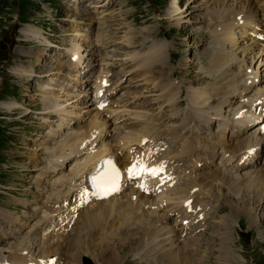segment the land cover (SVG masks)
I'll list each match as a JSON object with an SVG mask.
<instances>
[{
	"label": "rangeland",
	"instance_id": "obj_1",
	"mask_svg": "<svg viewBox=\"0 0 264 264\" xmlns=\"http://www.w3.org/2000/svg\"><path fill=\"white\" fill-rule=\"evenodd\" d=\"M32 1L34 4L37 3V5L32 6L29 12L23 13V17H27V20L35 26L32 25L34 27L32 28L33 36H30L27 34L29 30L28 25L21 24L19 20L20 15L17 8L18 0H0V239L7 240L6 243L0 244V252H4V250L11 251V253L13 251L15 252L20 247L21 243H23V247H28L33 237H31L30 240H22L31 235L30 232L37 226L36 223L41 221L43 214L41 213L40 216L35 215L42 209L40 208V204L47 203V198L49 197L45 192L41 193V191H52L51 185L58 179L52 183V181H49L50 176H53V179L61 177L57 176V173H55L56 171L51 169L52 173L50 172V176V173H47V176H49L47 179L44 177V170L49 168L50 164L52 166V160L55 159L54 156L59 155L57 152L60 153L61 149H63V139L57 138L54 131L60 130L59 132L66 136L68 133H71L72 130H69L66 126H62L57 116V118H51L47 114L43 115L42 112L45 105L43 104V99H45L44 96L48 89H50V87L57 88L51 83L52 79L61 83L62 87L60 89L63 91L65 88L71 89L75 83V81L66 80L63 86V77L67 75L69 71L62 72L63 75L61 76L58 62L55 61L59 59V61H67L70 53L66 49L62 50V48L76 42L80 43L76 45V47L81 46V44L83 45L84 49H86V54L96 49L99 51L95 54L98 58L90 60V64L92 65L85 68L92 81L87 88L88 91L94 92V83L96 77L100 75L99 71L102 69V60L108 62V68L110 65L109 69L111 73L108 77L109 84L111 83V87L118 91L114 100L122 102L125 108L115 117L118 118L117 120H115V118L108 119L106 115L104 119L102 114L105 113L101 114V119H104L106 126H108L111 121L112 126L110 124L109 139L113 140V144H116L119 139H121V136L127 132L123 131L128 130L131 123L134 124L135 119H133V115L130 113L137 111L134 105L137 98H141L140 93L144 91L141 90L144 88L138 78L139 76L133 77L136 67H133L134 62H132V59L136 56H144L140 58L144 59L153 56L154 52H158L159 60L155 63L156 65H154V67L152 66V69H150L151 73L149 76H152L158 63L165 64L167 69L165 71H160V73H156V78L163 79L166 77L165 79H169L171 72H178L179 77L176 79L178 81H172L173 83H179L176 86V90L181 84H183V86L186 84L185 87L188 90L194 87L203 88L215 82V80L212 81L211 78L210 81H207L205 78L207 72L209 76L211 74L210 68H208L210 67L209 61H212L216 55H218L215 54L213 50L224 43L219 41L221 43L219 44L217 40L219 33L217 28L220 27V24L215 18L217 12H222L232 5L230 0V4L227 2L228 0L222 4V7L224 6L226 8L220 7L221 0H117V6L114 5V7H108L110 0ZM217 1L219 5L215 4ZM39 5L40 7H38ZM173 8L176 10L171 11ZM236 9L242 10L243 8L239 9V6H237ZM171 15H174V17ZM124 16L125 18H123V21L122 17ZM99 21L106 22L105 29L98 28ZM191 23H193V25H190ZM189 25L190 27L188 29ZM194 25V31L199 32L202 36L197 35L196 38H194L193 30L190 31ZM216 25L218 27H216ZM49 27L50 29H48ZM88 28H91L95 32L96 37L99 35L102 36V34L104 35L100 39L96 38L97 41H101L100 43L94 41V43L86 44L82 41L83 39H90V34H86ZM39 31L43 39L42 45L36 42ZM99 31L103 32L100 33ZM130 31H134V35L127 36ZM98 32L99 34L97 35ZM160 32H168V39L165 40L162 35L159 36L158 39L160 40H158L157 37ZM139 36L144 37H141L139 41H137ZM206 36L209 37L208 41ZM123 40L125 42L122 45H125L126 48H122L125 50L121 48L122 45L118 44ZM200 41L204 45L199 44ZM144 43H148V45L145 44L143 45L144 47L141 46ZM165 44L168 49L164 46ZM95 46L96 49L94 48ZM242 46L241 43L240 48L235 51L239 55L238 59L234 61L233 71L226 70L227 68H231L232 65H229L227 68H220V72L212 77H217V81H223L226 77H232L242 63L247 65V68L253 69L254 62H251L253 55H247L246 57V54H242V50L240 52ZM49 48L53 50H49ZM73 48H75V46ZM103 50L107 52L106 58H104ZM227 51H230V48H228ZM147 52H149V55L145 56ZM98 54H100V56H98ZM42 55H44V60L37 62V58L41 59ZM91 57L92 55L88 57L84 66L87 65ZM203 57L205 61L202 59ZM140 59L133 60L138 61ZM172 59L173 62L171 63ZM195 65L196 67H194ZM33 66H36L34 72L36 69V71H40L41 74L44 73V67L47 69L48 72L44 73L46 76L44 83L39 78L40 75L38 76V74L34 75V73L32 76H29V74L20 72V70L23 69L26 71L31 70ZM95 70L97 71L94 77ZM195 73L200 74L203 78L199 83H196V79L194 81L195 85L191 86L190 81L194 79L193 74ZM262 75L264 76V72H262ZM69 78H71V76ZM140 78L142 81V77ZM150 82L153 84L152 80H150ZM260 83L264 84L263 78ZM171 88L173 89L174 87H167L169 90L166 89L163 93H169ZM144 92H146L145 94L149 99L152 98V93H147V90ZM66 94L67 91L64 95ZM82 96L71 101L73 102L72 104L67 101L69 110H75L77 104L81 107L78 112H82V114H77L74 118L75 121L78 117L82 118L80 122L81 126L88 121L91 124L94 119V117L88 116L90 111H92L91 109L94 108V105L91 107L85 105ZM65 99L66 98H64V101ZM77 100L79 101L76 102ZM154 100L156 104H161L158 97ZM44 102H46V100H44ZM13 103L17 106H13ZM61 103H63V101L60 102V104ZM86 103L89 102L86 101ZM219 104L220 102L213 107L207 108L205 114H202L205 116L202 121L198 123L193 122V131L195 130L194 134L197 133L198 137L193 135V131L190 129V125L193 124L189 123L185 132L182 133L183 136L179 137V139H188L192 144H197L198 139L206 141L207 143L213 142V137L217 133H220V136L225 137V139L228 135L230 138L236 127L231 123L230 119H233L234 113L238 107H230L229 104L218 107ZM169 105L183 106L180 100L176 104L170 103ZM144 106L149 115L155 114L153 108L148 109L147 102H145ZM174 109L177 111L180 119L187 115L186 120H189L190 114L193 113L192 109L191 112L186 111L187 107ZM215 109L218 110L214 113V111H216ZM112 110H115V108ZM137 113H139L137 121L146 115L144 111H139ZM211 119L217 120L216 128L212 131H207L206 129L201 131L200 127L208 126V122ZM226 120L230 122L229 127L226 126ZM76 124H78V122H76ZM172 125L173 123H169L165 120L163 127L168 128ZM60 126L62 127L61 129H59ZM87 126L88 124L83 127L84 130ZM179 128L181 129L180 125ZM120 132H123V135ZM251 132H254V130ZM101 137V139H103L105 134ZM165 139L168 148L171 149V154H176V151H174L175 143L170 137H166ZM236 142L235 140L234 143ZM262 144L263 148L262 153L259 155V166L255 165V167H248L242 171L232 169L231 174H234L239 180L248 179L249 182L250 180L256 181L255 179H257L258 183H262L264 179L260 175L261 171H264V141ZM116 146H118V143ZM184 146L189 145L184 144ZM209 152L210 154L223 155L222 150L218 151L214 148H209ZM123 153L124 156L127 155V152L123 151ZM81 158L82 157H80L79 160ZM222 159H225V157L223 158L221 156L217 160V163L219 164ZM227 165V163L222 165L225 166L223 169L224 171ZM214 169H217V166H215ZM226 174H228V172H226ZM50 182V187H48ZM56 184L59 183L57 182ZM54 193L57 194V196L55 195L54 198H50L53 199V202L56 200L55 197H58V192ZM263 193L255 191L252 187H247V184L246 186L244 184L241 189H232L231 192H226L218 187L212 189L207 187L205 194L208 196L207 208L209 211L205 220V229H201L196 234L197 238L195 237L196 240L194 241L196 244V252H194V254H196V256L192 258L193 262L190 261V263L264 264ZM220 207L221 210H223L222 213H219ZM226 219L228 221L227 225H225L227 222ZM46 223L49 224V219H46ZM224 226H227L229 231L228 234H226V230H221V234L224 235L223 240L219 231L220 228ZM176 230L178 229L176 228ZM135 233H130L128 238L133 237L131 238L133 240L135 238L134 236L138 234ZM71 234H73V232ZM243 234L244 236L241 237ZM179 236L178 240L174 243L175 248L179 245L178 249H182L189 241L186 242L185 238L188 236L191 238L194 237L192 234L183 236L180 232ZM74 238L72 241L76 242ZM113 238L117 239L118 236H114ZM131 239L128 241L130 242ZM160 239H164V237ZM45 241L47 242L46 237ZM43 242L44 234L38 239L39 248L41 250H45V248H43ZM67 244L68 242L66 240L55 241L54 243L55 248L59 247L61 249L59 251L60 253L66 248ZM69 245L70 244L67 245V248ZM151 245L156 244L154 242ZM157 245H159V243ZM225 245L227 246L225 247ZM75 247H77V244L75 246L71 245V249L64 255V264H71L69 256L76 257V254L79 253ZM114 247L115 249L118 248L116 251L113 250L115 253L110 251L112 249L111 247L105 252L93 246L92 248L90 247L91 250H88L85 256L87 255L93 259L95 264H109L107 262L108 259H111L117 252H120L122 260L118 264H161L156 260H152L151 255L156 253L154 251L152 254H149L148 252L151 251L150 249L143 250L142 248H135L130 253L131 244H129L127 248H124L123 244H116ZM36 248L37 246L35 249ZM159 248H161V243ZM226 248L229 254L225 253ZM26 252L27 251H25V253ZM156 252L162 255L157 249ZM32 254H35V252ZM80 261L79 257L78 262ZM74 262L78 264L77 260Z\"/></svg>",
	"mask_w": 264,
	"mask_h": 264
},
{
	"label": "bare ground",
	"instance_id": "obj_2",
	"mask_svg": "<svg viewBox=\"0 0 264 264\" xmlns=\"http://www.w3.org/2000/svg\"><path fill=\"white\" fill-rule=\"evenodd\" d=\"M230 1L232 2L231 7L222 12H217L215 18L220 24V27L217 28L219 32L218 36L216 35L218 37L217 40L218 42H224V45L222 44L213 50L218 55L212 61H209L210 67L208 68H210L211 74L209 76L207 72L205 76L207 81L212 78L215 82L203 88L194 87L188 89L186 92L179 85L177 90L171 88L169 93L164 94V90L169 86L162 84L160 81L155 82V80H157L156 73H160L162 70L165 71L167 69L166 65L158 63L156 68H153L155 71H153L152 76H149L151 73L150 69L159 60V53L154 52L153 56L133 61L139 67L138 71H140H136V75L142 77L144 84L152 87V90L155 92H161L160 97H158V100L162 98L160 100V107L170 103L176 104L187 94L185 101L180 100V103L184 105L186 102L191 105L190 108L193 113L190 114L189 120L187 119L181 124V129L183 128L182 126L191 123L193 125H190V129L193 131L194 123H198L204 119L205 116L203 115L207 110L206 108L213 107L219 102L218 107L227 104L230 107H238L233 119H230L231 123L236 126L232 136L229 138L228 135L225 139V137L220 136V133H217L214 137L215 141L207 143L198 139L197 144L187 142L188 139H179V142H177L178 154H174V157H172L171 149L165 147L166 141H164L163 137L166 134L172 140H177L180 136L178 129L174 128L170 132L155 131L156 122H161L163 117L158 116L150 119L145 115L140 120L134 122V124L132 123L133 125H130V129L124 135L123 132H120L123 136H121V139L117 142L118 146H116L117 143L113 144V140L109 139L110 124L112 126V123L110 121V124L106 126L104 119L105 115L108 119H112L119 108H122V104L120 101L114 100V97L118 93L117 90L110 91V87H104L106 79L110 76L106 60H102V69L94 83L95 92H93V95L95 100L100 99V102H103V106L108 101L109 104H107L108 107L105 109L102 104L96 105L94 110L99 111L95 114H93V111H90L88 116L94 117L91 124L88 121V123L81 126L79 122L80 117L75 121L73 112L69 111V105L66 104L63 108L60 104L63 92L58 91L56 93L51 87L50 89L47 88L48 91L44 96L45 99H43V104L45 105L42 114L54 113L60 118L62 126H66L72 130L66 136L59 132L60 130L54 131L57 138L63 139V149H61L60 153L57 152L59 155L54 156L55 159L52 160V166L50 164V167L48 165L49 168L44 170V177L47 179L51 175L52 170L56 171L57 176L61 177L53 179V176H50L49 181H52V183L58 179L51 185L52 191H41V193L45 192L49 196L47 203H39L42 209L35 215L40 216L42 213V219L36 223L37 226L30 232L31 235L22 241L30 240L31 237H33V240L28 244V247H23V243H21L15 252L11 253V251L5 250L4 252H0V264H62L66 252L71 249V245L75 246L76 244L77 247L75 249L79 252L76 254L78 258L69 256L71 264H75L74 261L76 260L78 262L79 257H82L81 255H85L88 250H91L90 247L95 246L98 250L101 249L105 252L111 247L110 251H116L118 249L114 247L116 244H123L124 248H127L131 244L130 253L135 248L150 249V252H148L149 250L146 251L149 254L155 251L156 254H152L151 258L161 264H191L190 261L193 262L192 258L196 256L194 254L196 252V244L194 243L197 238L196 234L201 229H205V220L209 211L207 208L208 196L205 194L207 187L211 189L218 187L226 192H231L232 189L238 190L244 184L245 186L247 184V187H252L257 192H264V180L262 183H258L257 179H255L256 181L250 180L248 182V179L239 180L234 174H231L232 169L242 171L248 167L259 166V153L260 148L262 149L263 146L264 123H258L262 118L264 119V115L258 116L256 112L252 113L243 109L250 108L251 104H254L257 107L258 114L264 113L262 109L264 107V84L260 83L262 78L264 80V77L260 76L261 69H264V0H246L245 3L248 4V10H237L233 7L235 0ZM114 5H116L115 2L108 6L114 7ZM174 10L176 9L173 8L171 11ZM254 10H257V14L251 13ZM238 17H241V20H237ZM105 23L104 21H99L98 28L105 29ZM216 27L218 26L216 25ZM28 28L27 34L33 36L32 28L34 27L28 25ZM239 33L243 38L241 42L237 38ZM101 37V35L98 37L95 35L94 39H100ZM260 37L261 40L259 39ZM40 38L41 33L39 31L37 39ZM247 39H255L254 44L246 45L248 43ZM220 42L219 44H221ZM241 43L243 46L240 50L252 51L251 55L253 57L251 58V62H254L253 69L247 68V65L242 63L232 77H226L223 81H217V77L212 76L220 72V68H227L229 65H232L230 69L227 68L226 70L233 71L234 61L238 59L239 55L235 51L240 48ZM145 44L148 45V43H144L141 46ZM199 44L204 45L201 41ZM164 46L166 47L167 45L165 44ZM77 47L75 46V48L69 50V67L77 68L83 60L82 45ZM228 48H230V51H225ZM166 49L168 48L166 47ZM73 58L76 61L72 60ZM202 59L204 60V57ZM37 61H40V59L37 58ZM34 68L36 67L27 71L23 69L20 72L32 76ZM13 71L15 72L14 69ZM43 72H46L45 67ZM177 75L178 73L173 71L170 77L175 78ZM193 76L194 79L190 81L191 86L195 85L194 81L196 79V83H199L203 78L198 73L193 74ZM45 78L46 76H43L42 81ZM149 79L153 81V84ZM80 87L81 90H77V96H72L69 99L84 95L82 98H85L84 102L86 101L89 97L88 91L82 88L83 84ZM101 93H103L102 97H100ZM67 96L70 95H65L66 99H68ZM90 100L87 101L90 102ZM257 102H261L262 104L258 105ZM84 104L87 105L88 103ZM115 104L117 105L115 107L117 110H112L109 105L114 106ZM13 106L17 105L13 103ZM98 107H101V110ZM141 109V111H145L143 106ZM240 110H242L241 114ZM137 112L132 114L136 119L139 117V113ZM102 113H105L103 114L104 119H101ZM221 116L223 117L222 114ZM87 124L88 126L84 130L83 127ZM208 124V126H199L200 130L206 129L210 131L215 129L217 121L211 119ZM226 126H230V122H227V120ZM61 128L60 126L59 129ZM253 129H255L254 132H251ZM194 132L195 130L192 132L193 135L198 137V134H194ZM103 134H105V137L101 139ZM235 140L237 141L236 143H234ZM144 141H147L148 145L145 146ZM184 144H188L189 146H184ZM158 146L160 148H157ZM209 148H214L218 151L222 150L223 155L210 154ZM125 149L127 151L126 156L123 153ZM146 152H149L150 157L146 156ZM221 156L225 157V159H222L220 164H228L225 171L223 170L225 166L221 169L217 165V160ZM80 157L82 158L79 160ZM105 159L111 160L114 170L123 173V177L114 183V186L110 188L107 194L100 196L92 190L91 184L94 182L96 184L101 179L102 175L99 176L98 169L104 164ZM136 161L143 162L149 169L162 166V171L155 177L146 173L140 174L139 172L136 175H131L129 169L132 168ZM200 163L201 166L199 168ZM215 166H217V169H214ZM189 168L203 172L199 173V177L190 176V171H187ZM47 173H50L49 176H47ZM260 176L264 179V171H261ZM57 182L59 184H56ZM50 184L51 182L48 184V187H50ZM54 192H58L55 202H53V199H50L54 198L55 195L57 196ZM219 211V213H222L221 207ZM45 216L46 219H49V224L46 223ZM227 223L228 221L225 225ZM222 229L226 230V234H228L229 229L227 226L220 228L219 234L224 240V235L221 234ZM72 232L73 234H71ZM135 232L138 234L134 236L133 240L131 239L133 237L128 238L130 233ZM179 232L183 236L189 234L194 236L192 238L190 236L185 238L186 242L189 241L182 249H178L179 245L176 248L174 247V243L180 237ZM42 234H44L43 248L45 250H41L38 243V239L42 237ZM114 236H118V238L114 239ZM45 237L47 238V242L45 241ZM161 237H164V239H160ZM73 238L76 242L72 241ZM129 239H131L130 242L128 241ZM64 240L70 245L67 248V244L66 248L60 253L61 249L59 247L55 248L54 243L55 241ZM6 242V239H0V244ZM154 242L156 245H151ZM158 243L159 245H157ZM160 243L161 248H159ZM36 246L37 248L35 249ZM156 249L162 255L157 253ZM25 251L27 252L25 253ZM115 251L113 252L115 253ZM33 252L35 254H32ZM225 253L229 254L227 248ZM121 260L120 252H117L107 262L109 264H118Z\"/></svg>",
	"mask_w": 264,
	"mask_h": 264
},
{
	"label": "snow or ice",
	"instance_id": "obj_3",
	"mask_svg": "<svg viewBox=\"0 0 264 264\" xmlns=\"http://www.w3.org/2000/svg\"><path fill=\"white\" fill-rule=\"evenodd\" d=\"M162 171V166L161 167H158V168H151L149 169L147 167L146 164H144L143 162L141 161H136L134 162L132 168L129 169V173L131 175H136L137 172H139L140 174H149L151 176H157L159 175V173ZM99 187V185H98Z\"/></svg>",
	"mask_w": 264,
	"mask_h": 264
},
{
	"label": "trees",
	"instance_id": "obj_4",
	"mask_svg": "<svg viewBox=\"0 0 264 264\" xmlns=\"http://www.w3.org/2000/svg\"><path fill=\"white\" fill-rule=\"evenodd\" d=\"M17 5H18V7L20 9L21 14H23V13H25L28 10V6L31 5V2H29L28 0H25V1L20 2V4H19V1H18Z\"/></svg>",
	"mask_w": 264,
	"mask_h": 264
},
{
	"label": "water",
	"instance_id": "obj_5",
	"mask_svg": "<svg viewBox=\"0 0 264 264\" xmlns=\"http://www.w3.org/2000/svg\"><path fill=\"white\" fill-rule=\"evenodd\" d=\"M86 264H92L91 260L86 259Z\"/></svg>",
	"mask_w": 264,
	"mask_h": 264
}]
</instances>
